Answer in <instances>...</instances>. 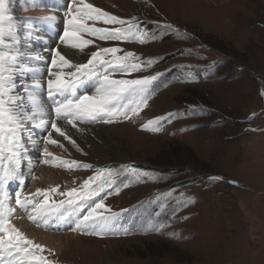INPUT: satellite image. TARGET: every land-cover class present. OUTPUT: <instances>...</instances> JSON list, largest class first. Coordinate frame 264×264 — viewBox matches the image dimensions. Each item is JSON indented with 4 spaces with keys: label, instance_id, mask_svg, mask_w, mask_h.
Listing matches in <instances>:
<instances>
[{
    "label": "rangeland",
    "instance_id": "374dc122",
    "mask_svg": "<svg viewBox=\"0 0 264 264\" xmlns=\"http://www.w3.org/2000/svg\"><path fill=\"white\" fill-rule=\"evenodd\" d=\"M58 13L82 51L63 91L42 41ZM32 51L50 55L36 84L46 123L98 127L102 147L31 126L11 92L32 81L20 69ZM43 168L60 184L41 185ZM3 177L0 263L264 264V0H0ZM20 219L74 236L49 250L15 229Z\"/></svg>",
    "mask_w": 264,
    "mask_h": 264
},
{
    "label": "bare ground",
    "instance_id": "6f19581e",
    "mask_svg": "<svg viewBox=\"0 0 264 264\" xmlns=\"http://www.w3.org/2000/svg\"><path fill=\"white\" fill-rule=\"evenodd\" d=\"M85 1H88V0H85ZM57 15L58 16L55 17L57 19L55 21H53L47 27V29H46L47 32L43 33V40L42 41L44 42L43 45H44V49L46 51L48 50L47 49L48 47L56 48V52H55V61L56 62L54 61L56 66H54V69L50 73V78L52 81V86H54V88H56V89H58V91H60L61 88H59V86L64 82L65 79L69 78L70 72H72L78 64H81L80 56L82 55V51L77 49L75 46H70V44H73L75 42V39H77L76 37H74L75 34H73V33H65V37H64L65 38V40H64L65 44L62 46H57L56 39L61 36V32H63L62 31L63 26L65 25V23H63V19H62L61 15L59 13ZM59 29H61V32H59ZM47 52H49V51H47ZM32 53H33L34 58H35L34 61H31L30 63L25 64L24 68H20V69H22L21 72H24V73L29 72V75L28 74L27 75L32 79V81L27 80L24 82L23 87L21 89L23 91L19 92L18 90H16V91L13 90L11 92V94H13L15 97H18L19 99H22L23 101L27 100L26 103H28V104L25 103L24 109H27L30 111V114L28 115L29 117L27 119L30 120L31 126L32 127L34 126L37 131L49 129L48 131L52 132V134L49 136V139L51 138L53 140H55V139L60 140V134H61L64 137L66 136L69 139L71 138V140L74 141L75 143H79L80 146L81 145L83 146L85 144H87V145L95 144V142H97L101 146V143L99 141V140H101V136H100L101 131L98 130L99 129L98 127L94 128V127H87V126H84V127L83 126H77L79 131H77V130L75 131L74 129H72L73 124L69 123V122H58L55 125H53V127L49 126L46 123V112L49 109V102L45 98L46 95H44V92L46 90H44L43 92H36V90L42 89V87H38L36 84L40 85V83H42L41 84L42 86L46 85V84L44 85V83L42 81V80H45V77L43 75L46 73H49V70H51V69L49 68L47 71H45L41 67H39L38 65H40L41 62H44L42 65H44V67H45L47 59L49 58L50 55L41 56V54H39V56H37L36 52L32 51ZM35 62L37 65L35 64ZM15 108H17L19 110L18 107H15ZM24 112H26V110H24ZM17 119H19V118H17ZM28 132L30 134L31 133L33 134V132H31V131H28ZM57 137H59V138H57ZM34 141H36V139ZM65 148H67L68 152L72 151L71 146H68V147L65 146ZM46 150H47V152L54 153V150L51 148L46 147ZM66 157H68V155H66ZM26 158L28 160V158H29L28 154L25 157V159ZM25 159H23V160H25ZM23 160H20V162H22ZM27 164L28 165L26 167L30 170L32 165L29 164L28 161H27ZM10 169H11L12 174H13L14 183L23 179L24 174L23 173H17L16 172L17 167L16 168L11 167ZM35 178L41 183V185L47 186L50 184H58V185L60 184L59 179H55L52 181V179L54 178L52 171L48 170L46 168H43L41 171L35 172ZM8 188H9V186H7L5 188L6 195H8ZM34 189H36L35 186L32 188V190H34ZM7 202H8V200H7ZM22 212H25L26 216H28V214H27L28 212L30 213V211L27 209V207H23ZM33 218H34V216H33ZM28 220L29 219H27V221L20 219V220H17V222L15 221V229H17V231H19L21 234L25 235L30 242L36 243L43 248H47V249L53 250V251H59L58 246H59V243L63 240V238L74 236L72 234H69V235L68 234H60V233L55 234V233H49V232L43 231V230H41L39 228H35L31 224H29ZM61 220L65 221L66 219L64 217H62ZM0 264H7V263L1 262Z\"/></svg>",
    "mask_w": 264,
    "mask_h": 264
}]
</instances>
